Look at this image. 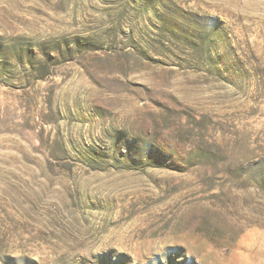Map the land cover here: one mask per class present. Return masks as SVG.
<instances>
[{
    "label": "rangeland",
    "instance_id": "obj_1",
    "mask_svg": "<svg viewBox=\"0 0 264 264\" xmlns=\"http://www.w3.org/2000/svg\"><path fill=\"white\" fill-rule=\"evenodd\" d=\"M0 264H264V0H0Z\"/></svg>",
    "mask_w": 264,
    "mask_h": 264
}]
</instances>
